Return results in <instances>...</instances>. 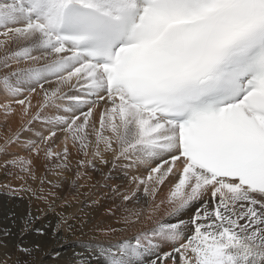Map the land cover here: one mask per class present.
I'll return each mask as SVG.
<instances>
[{
  "label": "snow or ice",
  "instance_id": "obj_1",
  "mask_svg": "<svg viewBox=\"0 0 264 264\" xmlns=\"http://www.w3.org/2000/svg\"><path fill=\"white\" fill-rule=\"evenodd\" d=\"M0 69V112L48 130L0 144L28 153L0 165L21 181L4 186L13 195L69 208L62 180L29 183L36 160L57 178L74 156L76 177L128 162L108 209L125 227L104 231L148 226L82 241L68 264H264V0H0ZM81 211L40 227L9 214L0 264H37L23 257L40 243L22 238L62 242L87 227Z\"/></svg>",
  "mask_w": 264,
  "mask_h": 264
},
{
  "label": "rangeland",
  "instance_id": "obj_2",
  "mask_svg": "<svg viewBox=\"0 0 264 264\" xmlns=\"http://www.w3.org/2000/svg\"><path fill=\"white\" fill-rule=\"evenodd\" d=\"M20 66L23 67L24 65L21 64ZM3 71L5 70L0 69V74H3ZM7 120H9V115L8 114L5 115L3 112H1L0 134H4V132L6 133V130L8 129L6 125ZM35 123L38 125L41 122L34 121L32 124L28 126V130H21L23 127L22 124H18L17 126H15V130L17 128L21 130L19 132V136L22 142L27 143L30 140L37 139V136L34 138L29 137L31 133L34 132L35 134V125H36ZM10 135H11V130L9 129L8 136ZM8 136L3 137L1 135V138L3 140L0 139V144H3L4 140ZM13 144L16 145V143H13ZM13 144H10L8 146L7 154L0 153V160H2V163L0 162V165H2L5 160L12 159L14 155H20L24 153L27 156L28 153L24 152L22 149H21L22 151L20 150V152L17 154H14L15 151L9 150L11 145L13 147ZM18 145L20 146V144H17L16 146ZM2 157L4 158V160ZM41 163L43 165V160ZM35 166H38L37 160L35 161ZM111 170H112L111 167H108L106 171L104 168L103 170L105 171L104 172L105 174H104L103 172L99 173L95 169H88L86 174L83 177H76L75 176L76 160H75V162L72 164V171L67 172L62 177H60L65 182L60 194L62 197H65L71 200V207L62 208L60 206L61 201L57 200L55 208L53 210H50L48 207V203L43 200L36 199V198H32L30 200L29 197L25 194L13 195L8 190V188L4 186L7 184H11L12 187H17L21 183V181L9 174V172L12 170L6 171L3 167H0V227L11 226L9 214H15L16 216H22L24 214L31 213L35 216H40L41 221L40 223L36 225L37 227H40L41 224H46L50 221H54L55 213H59L62 211L64 212L65 215H67L68 213L72 212L74 209H82L80 215L84 220H86L87 227L83 228L82 230L77 227L72 231H61L60 241L62 242H58L56 239L52 238L50 235L47 237H39L34 232L27 234L22 238L26 245L31 244L34 241L40 243L41 250L36 252L33 257H23L24 259H28L30 261L35 260L37 264H68V259L69 260L71 259V255L65 253L66 251L64 250L73 249L75 251L82 252L84 251V249L80 247V242L82 241H96V240L103 241V240H108V239H115L116 237H119V236L129 235L139 228L147 227L148 226L147 222H144L142 224H136V225L127 227L126 230H122L121 232L119 231L115 234H108L104 231V229L108 227H120V228L125 227L123 226L122 221L119 220V217L121 215L120 212H117L116 216H111L108 213V209L113 208V204L115 201H116L115 204L117 205L120 203L118 200H115V198L112 196V186L115 184L126 183V181L124 180L125 177L122 179H119L118 174L116 172H113V170L111 172ZM81 171L83 172L84 170L81 169ZM45 172L47 171L45 170ZM97 174L98 176L95 178ZM41 176H46V175L41 174L40 177ZM70 179L72 181L73 179L76 180L75 187L70 186L72 183V181L69 182ZM89 181H95L94 183H92L94 184V187H91L90 189L85 190L82 193V195L79 194L78 192L82 190V186L87 185ZM29 183H31L33 187H36L40 183V180L39 178H37L36 181H29ZM49 187L50 185L48 184L44 185V188L46 190ZM78 194L81 195L78 202L77 200H72V197H77ZM161 195H163V193ZM92 201H99V204L93 205ZM162 210L164 211V209H161V214L163 212ZM105 219L109 221H106ZM70 222L73 223L74 225L77 224L76 221H70ZM12 227H13V231L16 232L18 236V233H19L18 227H15V226H12ZM16 240H17V237L13 236L8 241L11 252L13 254V259H15L17 256H20V253L16 252L15 247H14ZM62 244H64V246H62ZM57 252L60 253L59 259H57L55 256V253Z\"/></svg>",
  "mask_w": 264,
  "mask_h": 264
},
{
  "label": "bare ground",
  "instance_id": "obj_3",
  "mask_svg": "<svg viewBox=\"0 0 264 264\" xmlns=\"http://www.w3.org/2000/svg\"><path fill=\"white\" fill-rule=\"evenodd\" d=\"M41 99V96H34L33 97V105H35L39 100ZM35 111V108H33V112ZM0 115H1V112H0ZM9 115V120H7V122H6V125H7V127H8V129L6 130V133L4 132V134H0V139H2L1 138V135L3 136V137H6V136H8V134H9V129L11 130V135L13 134V133H16L17 132V130H19V128H17L16 130H15V126H17L18 124H22V122H21V119H20V116H19V109L17 108V114H8ZM36 124V123H35ZM13 129V130H12ZM38 133H42L43 135H47L48 134V130H47V126L46 125H44V124H42V123H39L38 125L36 124L35 125V134H34V132L33 133H31L30 134V138H34V137H36L37 136V134ZM10 135V136H11ZM9 137V136H8ZM3 140V139H2ZM5 141V140H4ZM17 145V144H16ZM15 144H13V147H12V145L10 146V148H9V150H13V151H15L14 152V154H17V153H19L20 152V150L22 149L23 150V147H22V144H20V146L18 145V146H16ZM16 146V147H15ZM21 150V151H22ZM20 155H24V156H26L24 153H22V154H20ZM28 155V154H27ZM3 158V157H2ZM3 160H4V158H3ZM75 160H76V157L74 156V158H73V163L75 162ZM0 162L2 163V160H0ZM42 159H38L37 160V164H38V166H35V168H36V171H37V177L39 178L40 177V175L41 174H45L46 175V178L47 179H49V180H55V179H60V180H62L60 177L59 178H57V177H54L50 172H45V168L43 167V165H42ZM72 163V164H73ZM99 165V164H98ZM97 165V168L95 169V170H97L99 173H104L107 169H108V167H111L112 168V170H113V172H116L117 174H118V178L119 179H122V178H124L125 177V172L128 170L127 169V165H128V162L127 161H123V162H121L116 168H113L112 167V165H111V163H109L108 165H99V166H101V167H99ZM104 168H105V171H103L104 170ZM112 170H111V172H112ZM105 174V173H104ZM129 174H131V172L129 173ZM122 175V176H121ZM98 176V174L95 176V178ZM53 177V178H52ZM102 177H103V175H102ZM101 177V178H102ZM121 177V178H120ZM100 178V179H101ZM125 180V179H124ZM70 181H72L71 179L69 180V182ZM99 181V180H98ZM98 181H96V182H98ZM62 182H63V186H64V184H65V182H64V180H62ZM95 181H89L88 182V184L87 185H83L82 186V190H80L78 193L79 194H81L82 195V193L85 191V190H87V189H90L91 187H94V184H92V183H94ZM96 191V190H95ZM94 191V192H95ZM78 194V195H79ZM86 194V193H85ZM77 195V202H78V200H79V198L81 197V195H79L78 196ZM93 195V194H92ZM84 196V195H83ZM163 196V195H162ZM88 197H89V195H88ZM90 199V198H89ZM93 199V198H92ZM82 201H83V199H82ZM116 202V201H115ZM81 204H83V203H81ZM88 206V205H87ZM92 206V205H91ZM90 207V206H89ZM95 207V206H94ZM163 211V210H162ZM163 213V212H162ZM106 221H109V220H107V219H105ZM111 220V219H110ZM133 228V227H132ZM132 230V229H131ZM121 232V231H120ZM62 246H64V244H62ZM72 249V248H71ZM64 251H66L65 253H67V254H69V255H71L72 254V252L74 251L73 249L72 250H64ZM69 251V252H68ZM70 260L68 259V262H69Z\"/></svg>",
  "mask_w": 264,
  "mask_h": 264
}]
</instances>
